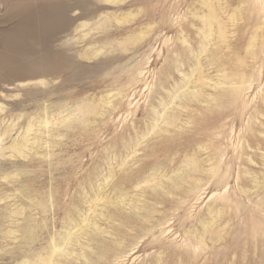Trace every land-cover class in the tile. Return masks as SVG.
I'll use <instances>...</instances> for the list:
<instances>
[{"label": "rangeland", "instance_id": "1", "mask_svg": "<svg viewBox=\"0 0 264 264\" xmlns=\"http://www.w3.org/2000/svg\"><path fill=\"white\" fill-rule=\"evenodd\" d=\"M26 261L264 264V0H0V264Z\"/></svg>", "mask_w": 264, "mask_h": 264}, {"label": "bare ground", "instance_id": "2", "mask_svg": "<svg viewBox=\"0 0 264 264\" xmlns=\"http://www.w3.org/2000/svg\"><path fill=\"white\" fill-rule=\"evenodd\" d=\"M6 59V58H5ZM13 60H10L9 58L7 59V62L8 63H11ZM23 66V68L25 69V70H27V71H29V73L30 74H37L39 71H40V73L42 72V71H45L46 69H44V70H42L43 69V67L41 66V64H38L37 62H35L34 60H33V62H31L30 64H28V66H26V65H22ZM14 67H16V66H13V64L11 63V65H10V69H14ZM17 68V67H16ZM20 68V67H19ZM14 70H16V69H14ZM13 71V70H12ZM28 73V74H29ZM29 76V75H28ZM31 76H33V75H31ZM36 76V75H35ZM34 76V77H35ZM38 76V75H37ZM12 78V77H11ZM9 80H10V78H8ZM10 82H12L13 83V81H8L7 82V84L8 83H10ZM12 83H10V87H11V84ZM14 85V84H13ZM8 88V87H6L5 89H3L2 90V92L3 91H7L8 89H12V88ZM14 87H17L16 85L14 86ZM14 89V88H13ZM6 98V97H5ZM13 189V188H12ZM10 193V192H9ZM8 194V193H7ZM12 194V193H11ZM13 195V194H12ZM15 195V194H14ZM13 195V196H14ZM15 197H17V196H15ZM9 198V197H8ZM13 198V197H12ZM8 221H10V223L12 222L11 220H8ZM9 264V263H8ZM23 264H30V263H28L27 261L26 262H24Z\"/></svg>", "mask_w": 264, "mask_h": 264}]
</instances>
